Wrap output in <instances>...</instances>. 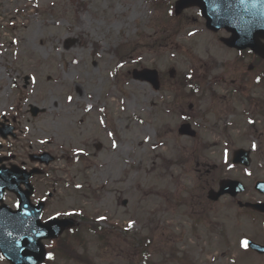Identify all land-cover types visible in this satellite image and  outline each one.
<instances>
[{
	"label": "rangeland",
	"instance_id": "1",
	"mask_svg": "<svg viewBox=\"0 0 264 264\" xmlns=\"http://www.w3.org/2000/svg\"><path fill=\"white\" fill-rule=\"evenodd\" d=\"M152 2L0 0V111L9 113L0 117V128L9 125L15 133L14 139L0 138V153L9 161L14 154L16 164L29 152L45 150L57 157L33 181V200L53 194L46 199L43 219L58 210L83 212L74 217H83L90 227L97 224L107 238L98 243L83 226L78 235L83 245L68 238L79 250L78 256L71 253L73 259L92 264H264V257L260 261L239 247L244 238L264 244L261 221L240 214L226 199L211 213L206 199L220 180L237 179L247 188L238 199L249 200L255 198L253 184L264 180L263 119L255 106L236 102L231 86L219 87L222 79L227 85L237 80L244 69L238 67L235 74L236 55L219 41L225 33L208 32L196 9L171 19L166 2L174 0L159 1L158 8ZM178 22L183 24L180 34ZM169 33L174 40L165 42ZM144 68L159 71L168 89L154 91L133 80L131 72ZM169 70L176 76L191 72L203 89L212 90L175 103L176 77L170 79ZM225 90L231 95L223 96ZM89 103L92 110L85 111ZM32 106L44 113L32 118ZM181 116L198 132L196 141L177 135ZM249 119L254 125H248ZM244 135L247 140L240 139ZM113 139L117 148L111 147ZM252 141L258 147L250 168L229 169L222 146L229 144L231 163L238 144L249 147ZM96 143L102 144L99 152ZM78 147L87 155L77 160L73 153ZM201 194L206 227L194 224L201 219L194 207ZM99 215L108 221H99ZM129 219L137 226L125 232ZM58 261L53 264L77 262ZM0 264L7 263L0 259Z\"/></svg>",
	"mask_w": 264,
	"mask_h": 264
},
{
	"label": "water",
	"instance_id": "2",
	"mask_svg": "<svg viewBox=\"0 0 264 264\" xmlns=\"http://www.w3.org/2000/svg\"><path fill=\"white\" fill-rule=\"evenodd\" d=\"M208 1L210 0H179L176 4V9L177 5H179V10L177 11H181L187 6L197 5L200 7L202 15L208 20V27L213 30L225 27L233 33L234 37H238V27L241 28L243 20L246 19L251 24L252 29L242 33V36L248 37L250 33V35L253 34V38L257 36L264 37V11H259L260 7L263 6L264 0H244L249 3V9L245 10L246 12L242 9L240 13H236L232 9H222L219 11L221 16H219V13H214ZM222 3H224V0H221ZM244 12L245 15L243 16L241 13ZM226 14L230 15L226 16ZM238 47L255 49L254 45L249 43ZM155 77L156 74L153 72L147 80L154 83V87L157 88V78L155 79ZM28 178L29 175L25 176L19 171L0 169V201L3 197V191L8 189L17 194L21 203V207L14 212L6 207H0V249L12 264H40L44 259V249L40 244V240L56 238L63 230L74 226V222L69 219L57 220L54 224L49 221V224H52L53 227L42 229V231L47 233V236L43 237L36 234V229L42 225L36 213L37 209L41 212L42 205H30L29 197L32 194V190L28 184ZM20 183L25 184L27 191L21 192L18 190Z\"/></svg>",
	"mask_w": 264,
	"mask_h": 264
},
{
	"label": "snow or ice",
	"instance_id": "3",
	"mask_svg": "<svg viewBox=\"0 0 264 264\" xmlns=\"http://www.w3.org/2000/svg\"><path fill=\"white\" fill-rule=\"evenodd\" d=\"M240 3H244V0H240ZM177 10H179V5H177ZM168 14H169V15H172V12L169 11ZM188 35L191 36V35H194V33L189 32ZM13 43H18V42H17V41H13ZM0 47H2V45H0ZM173 55H175V54H173ZM73 63H78V61H75V60H74ZM135 63H136V61H133V64H135ZM117 67H118V68H123L124 65H123V64H118ZM192 78H193V75H192V73L190 72V73L188 74V80L191 81ZM260 79H261V78H260L259 76H257V77L255 78V81H256L257 84L260 83ZM31 82H32V84H35V83H36V77H35V76H32V77H31ZM12 87L15 88L16 85L13 83V84H12ZM188 87L191 88V87H192V84L190 83V84L188 85ZM87 99H88L89 101H91V97H88ZM67 100H68L69 103H72V101H73V97H72L71 95H69V96L67 97ZM121 103H123V101H121ZM91 110H92V106H91V103H89L88 106L85 108V111H91ZM100 111H101V112H104L105 109H104V108H100ZM8 114H9V113L6 112V111H0V117H7ZM180 118H181V119H184V120L188 119L187 116H181ZM99 123H100V124H104L105 121H104L103 119H100V120H99ZM141 123H143V121H141ZM248 123H249V124H254L255 121L252 120V119H249ZM107 135H108L109 137H112V136H113V132H108ZM150 138H151V137H146V139H150ZM40 143H41V144H45V143H47V141H45V140H41ZM111 147H112V148H117V147H118V145H117L115 139L112 140V142H111ZM250 147H251L252 150H256L257 147H258V145H257V143H256L255 141H252L251 144H250ZM229 152H230V146H229L228 143H225V144L222 146V159H223L224 164H225L229 169H232V168L234 167V165L231 164V163H229ZM73 155H74V157L77 158V160H78V158H79L80 156H82V155H83V156H86V155H87V152H85L84 149H83L82 147H78V148H76V149L74 150ZM247 174H248V175H251V173H247ZM75 187H76V188H81L82 185H81V184H76ZM44 199L46 200L47 197H45ZM38 203H39V202H38ZM16 207H17V208H20V207H21V203H20L19 201H17V203H16ZM36 214H37V216L39 217V219H41V220L43 219L42 213L40 212L39 209H37V213H36ZM82 215H83V212H79V211H75V210H58V211L55 212V215H51V214H49V216L47 217V220H44V222H43V224L41 225V227L36 229V234L39 235V236L46 237V236H47V233L44 232V231H42V229H43V228H51V227H53L52 224H49V221H52L53 224H54L57 220H59V219L62 218V217H73V216H82ZM97 219H98L99 221H108V216H107V215H99V216L97 217ZM136 226H137V221H136L135 219H129V220L127 221L126 227H125L123 230H124L125 232H129L130 230H132V229H133L134 227H136ZM149 243H150V241H149ZM250 243H251V242H250V240H249L248 238L241 239V240L239 241V247H240V248H243V249H245V250H247V249L249 248V246H250ZM46 259H47V260H53V259H54L53 254H52L51 252H48V253L46 254Z\"/></svg>",
	"mask_w": 264,
	"mask_h": 264
}]
</instances>
